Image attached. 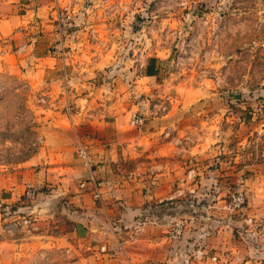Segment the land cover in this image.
<instances>
[{
	"label": "rangeland",
	"instance_id": "374dc122",
	"mask_svg": "<svg viewBox=\"0 0 264 264\" xmlns=\"http://www.w3.org/2000/svg\"><path fill=\"white\" fill-rule=\"evenodd\" d=\"M78 11L74 8L77 23L89 22L85 59L101 62L90 79L98 101L96 110H88L90 115L97 117L106 108L103 98L111 104L119 100L127 125L140 131L154 117L168 113L169 96L193 100L186 105L178 101L175 107H184L177 122H188L177 143L189 153L184 151L178 161L186 166L183 175L195 173L190 183H175L176 196L151 207L149 220H135L148 221L143 235L138 234L142 242L153 237L156 243H175V255L185 264L203 250L202 264H264V0H124L110 19L101 8L89 15ZM155 54L163 59L158 77L162 86L142 83L143 94L136 88L142 84L134 69ZM34 95L24 76L0 73V174L19 169L42 145L51 105L41 93L37 99ZM142 98L149 102L144 111ZM52 107L69 119V108L72 114L77 111L69 100ZM134 113L144 117L141 125H131ZM63 127L70 129L68 123ZM75 146L68 153L79 160ZM136 160L142 161L137 157L132 162ZM139 168L122 160L110 169V176L126 177L130 169ZM27 186L36 190L34 199L26 196ZM38 191L27 184L17 201L4 203L0 198V264H113L100 251L103 245L109 247V234L101 235V241L81 230L75 234V203L52 196L46 187L41 196ZM238 193L245 202L232 210ZM177 226L183 233L173 240L170 235ZM117 238L123 240V233ZM161 246L145 245L143 251L151 256L148 264H163L160 258L172 257L173 246L160 256ZM127 258L126 253L116 256L124 264Z\"/></svg>",
	"mask_w": 264,
	"mask_h": 264
},
{
	"label": "crops",
	"instance_id": "0c3cea01",
	"mask_svg": "<svg viewBox=\"0 0 264 264\" xmlns=\"http://www.w3.org/2000/svg\"><path fill=\"white\" fill-rule=\"evenodd\" d=\"M58 1L59 6H64L69 0ZM76 2L75 8L78 11L83 9L86 0ZM55 5L54 0H0V73L24 76L35 93L34 98L37 99V94L41 93L46 97L47 104L51 105L45 116L49 119V126L45 129L46 134L38 151L19 165L21 169L0 174V198L4 203L17 201L22 197L27 184L39 190L41 196V189L46 187L52 190V196L75 203L76 209L71 217L77 222L75 234L81 230L91 240L93 238L98 241H101V235L109 234L111 246H105L111 252L114 250L112 253L107 250L104 254L109 263L125 262L116 259L118 254H122L117 250L116 236L123 233L128 256L126 264H148L151 256L143 250L145 245L156 244L162 245L160 256L169 252L173 246L171 258H160L163 264H185L175 255L179 251L175 243L164 245L157 240L156 243L153 237H147L150 239L142 242V230L146 229L147 223L137 232L135 220L138 217L149 220L146 216L150 215L151 207L176 196L177 191L172 189L175 183L186 185L190 183L192 173H195L189 170V175H183L182 170L186 166L178 161L184 151L189 153L188 148L182 150L177 143L180 141L178 135L188 122H177L176 116L184 112V107L180 110L175 107L178 101L186 105L188 100L189 103H193V100L169 96L168 113L161 118L154 117L140 131L127 125L117 105L119 100L111 104L103 98L106 108L100 109L97 117L90 115L88 110H96L98 104L93 91L95 84L90 79L101 62L97 60L90 63L85 59V34L89 30V26L86 27L89 22L85 19L82 24L78 22V27L64 38L69 50L65 60L58 54L61 38L50 18ZM153 58L157 60L154 65L150 64ZM162 60L160 55L155 54L149 56L138 70L134 69L140 75L138 82L145 84L150 81L151 87L154 84L161 87L158 85V77L162 73ZM148 68L154 75H146ZM136 88L146 93L143 84ZM42 90L45 91L40 92ZM67 100L74 103L77 109L71 119L66 113L62 114V111L52 107L62 106ZM148 104V100L142 98V111L147 110ZM64 123H68L69 130L63 127ZM55 126L61 128L55 129ZM89 128L94 130L90 131ZM80 139L87 143L93 175L102 183V203L94 200L93 184L90 181L85 188H81L88 173L79 165L74 153H68L76 148ZM137 157L142 160L139 163L140 170L130 169L126 177L115 179L110 176V169L122 160L139 166L137 160L132 162ZM190 167L187 166V169ZM139 233L141 236H138ZM197 262L194 259L186 261L187 264H202Z\"/></svg>",
	"mask_w": 264,
	"mask_h": 264
},
{
	"label": "built area",
	"instance_id": "2783aa9c",
	"mask_svg": "<svg viewBox=\"0 0 264 264\" xmlns=\"http://www.w3.org/2000/svg\"><path fill=\"white\" fill-rule=\"evenodd\" d=\"M56 2L55 7L53 8L50 18L54 21L56 30L61 38L59 42L60 46V55L63 59H67L69 55L68 47L65 44V37L68 36L69 32L72 30V28L78 27V17L75 19L74 17V8L77 4L76 0H69L66 5L59 6V1L54 0ZM130 2H135L136 0H129ZM124 3V0H86L83 9L86 11V13L89 15L90 13L98 12V9H102L105 16L110 19L111 14L116 6L122 5ZM84 14V13H83ZM71 29V30H70ZM144 54V51L141 53ZM144 56V55H143ZM69 114L70 117L73 116L71 113V108H69ZM144 117L141 115H138L134 113L131 116V125L132 126H138L141 125L144 122ZM77 155L81 163L83 164L84 168L86 169L88 176L86 177V180L81 183V188H85L88 181H90L93 184V197L94 200L102 203V183L97 181L96 178L93 175L92 172V162L90 159V152L85 144V142L80 139L78 140L77 144ZM26 196L28 198L34 199L37 196L36 190L32 188L31 186H27L26 188ZM245 202V197L243 193H238L236 197L233 198V202L230 205V208L232 210L240 208ZM158 218H156L153 223L158 222ZM147 221L143 222L142 224H137L136 229L137 232H140L142 228L144 227V224H146ZM183 229L181 226H177L171 233L170 237L173 240H179L182 236ZM120 237V234L117 236ZM117 250L120 253H126L125 249V242L121 240V238H118L117 241ZM100 251L102 253H107V246L103 245L100 248ZM195 260L203 262L205 260V252L204 251H198L195 255ZM216 258H210L208 261H215ZM210 264V263H209Z\"/></svg>",
	"mask_w": 264,
	"mask_h": 264
},
{
	"label": "trees",
	"instance_id": "16d2710c",
	"mask_svg": "<svg viewBox=\"0 0 264 264\" xmlns=\"http://www.w3.org/2000/svg\"><path fill=\"white\" fill-rule=\"evenodd\" d=\"M156 62H157V60L154 59V58L150 60V64H152V65H154ZM146 75L151 76V75H154V74H153V72L151 71V69L148 68L147 71H146ZM157 218H158V217H157Z\"/></svg>",
	"mask_w": 264,
	"mask_h": 264
}]
</instances>
